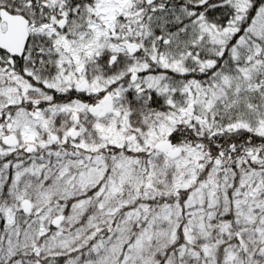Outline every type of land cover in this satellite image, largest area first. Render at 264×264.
Masks as SVG:
<instances>
[{"label": "snow or ice", "instance_id": "obj_1", "mask_svg": "<svg viewBox=\"0 0 264 264\" xmlns=\"http://www.w3.org/2000/svg\"><path fill=\"white\" fill-rule=\"evenodd\" d=\"M0 264H264V0H0Z\"/></svg>", "mask_w": 264, "mask_h": 264}]
</instances>
